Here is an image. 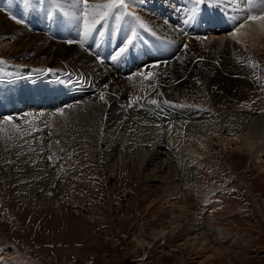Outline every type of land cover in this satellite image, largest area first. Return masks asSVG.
<instances>
[{
  "label": "rangeland",
  "instance_id": "obj_1",
  "mask_svg": "<svg viewBox=\"0 0 264 264\" xmlns=\"http://www.w3.org/2000/svg\"><path fill=\"white\" fill-rule=\"evenodd\" d=\"M126 2L130 12L139 16L150 31L139 28L121 9L98 28L96 37L89 38L87 48L78 43L80 29L64 15L79 11L73 7V0H28L27 6L25 0H0V15L13 30L11 36L1 37L0 43V61L4 62L0 63V264H264L263 148L246 154L238 149L236 135L222 130L220 135L202 137L204 148L189 141L192 148L200 149L198 156L171 152L164 146L163 134L158 135L161 152L153 154L143 141L146 138L148 144H154L158 136L150 140L121 126L104 131L92 122L91 129L81 137L92 142L89 150L75 146L74 151L69 146L73 133L62 135L56 126V121L64 119L61 109H74L101 95L74 70H44L45 75L56 76V84L65 90L62 93L71 97L68 103L39 109L17 103L8 109L4 100V94L9 93L4 91L9 88L7 84L37 81L26 87L19 84L34 88L44 76L38 73L28 77V72L40 67L32 64L30 57L8 49L21 38V30L57 46L76 45L100 65L104 45L107 48L109 42L119 48L135 30L134 45L122 62L130 67L124 80L131 88L148 82L158 96L144 103L145 97L137 94L128 103L141 117L157 118L159 123L157 115L170 117L181 110L198 112L197 118L203 117L198 121L204 125L218 121L208 105L184 103L179 98L170 101L162 92L156 71L172 64L180 67L185 60L181 54L189 55L186 64L192 65L201 79L198 83L207 104L211 105L209 100L216 93L205 86L210 76L201 65L207 58L213 68L228 57L242 71L248 70V79L256 82L259 95L264 96V40L257 49L240 33L233 38L237 25L229 21L223 26L212 23L204 6L186 23L190 15L188 0ZM13 16L24 23H16ZM68 40L74 41L73 45L66 43ZM161 51L164 57L155 56ZM134 54L140 60L131 66L128 60ZM142 61L148 63L143 70L138 68ZM147 72L154 76L148 78ZM17 91L19 88H12V94ZM16 101L11 99L12 103ZM9 116L19 125V131L5 123ZM115 139L118 145L110 155L108 146ZM259 140L264 144V136ZM259 140L257 144L262 143ZM40 177H51L52 183L42 186Z\"/></svg>",
  "mask_w": 264,
  "mask_h": 264
},
{
  "label": "bare ground",
  "instance_id": "obj_2",
  "mask_svg": "<svg viewBox=\"0 0 264 264\" xmlns=\"http://www.w3.org/2000/svg\"><path fill=\"white\" fill-rule=\"evenodd\" d=\"M203 8L208 11L209 20L212 23L215 22L220 26H223L227 21H229L230 23H233L238 27L240 23L244 22L245 17L248 15H264V0H252V3H249L248 0H235V3H233L232 0H228L227 3H225V0H214L213 3ZM226 10L230 11H228L229 14L226 12ZM239 33L241 34L243 40L248 42L249 45L259 48V44L262 42V40H264V22L249 21L246 27L241 29ZM12 34L13 30L9 26V23L0 15V43L2 42L1 37L11 36ZM94 36L95 35H93L91 39L94 38ZM18 37L25 39L20 38L18 40H15L8 47V49L13 50L14 54L22 53L26 58L30 57L29 59L31 60L32 64L40 67L39 69L33 70L32 72L27 71L28 73L26 75L28 77H34V75L38 73L39 75L44 76L42 77L41 81H39L40 84H35L34 88H22L19 87V84L21 82L22 85H25L26 87V85L30 86L31 83H36L37 81H29L28 83H26L25 81H20L16 82L15 86L7 84L9 88L6 87L4 91L6 92V90H8L9 93L8 95H6V93L4 94V100L9 106L8 109L15 108V106L18 105L17 103H21L22 106L25 107L32 106L34 108L56 107V105L60 106L61 104L68 103L71 97H65L67 96V94L62 93L65 92V90L63 86H61V84H56V76H52L50 74L45 75L46 73L44 74V70H55V68L61 69L62 71L74 70L79 74H83L88 79L90 86H92L95 90H100L101 95H103V99L100 98L101 95H98L95 99L88 101L87 103L85 102L74 109L65 110L63 112L64 119H59L58 121H56V126L60 130L59 133H62V135L65 133L67 135L69 131L73 133V138L70 140L69 146L73 147L74 151L75 146L79 147V149L80 147H82L84 148V150H89L92 142L86 141L81 137L82 134L88 131V128L91 127L90 125L92 122H97L98 124H100L102 126L101 129L104 131L108 129L112 130L114 126H121V128L125 129L132 128L134 132L136 131L137 133H142L140 134V137H146L147 135L150 140L156 138L158 135L163 134L166 138V144H168L164 145L165 148H170L172 150L171 152L176 153L179 156L189 155L190 157V155L199 154L197 150L200 149L192 148V145L190 144L192 142L189 141L193 140L195 141L194 145L196 147L204 148V143L202 144L201 138H205L207 136L209 138L211 135L216 134L220 135L222 130L227 132V134L236 135L235 140L239 141L238 149L242 150L246 154H253L256 151H261L262 148L264 149L263 142L259 140L264 136V96L259 95L261 92L259 93L255 84L256 82L253 83L248 79V70L242 71L240 67L237 66V64H235L231 59L229 60L228 57L225 58L223 62L221 61V64L219 63L218 68H213L212 66H210V61L208 58L206 62L201 65L203 71L208 73L210 76L208 81H205V86L207 87L206 89L212 90L213 93L216 92L215 95H213V99L209 100L211 105L207 104L204 100L205 97L203 95V92L201 91V85H199L200 83H198L199 76L197 75L195 68H191L192 65L187 66L188 62L186 64V59L187 61H190L189 55H182L180 53L181 56L185 58L180 67L174 66L175 64H172L169 67L166 66V68H162L161 66L160 68L158 67L159 69L155 74V78L158 79V82L162 87L161 90L165 93V97L167 100L175 101L176 98H179L184 103L203 106L208 105V107L214 110L216 115L218 116V121L216 123L212 122V124H215L216 126L201 124V122H199L198 120L202 119L203 117L197 118L198 112L191 110V112L183 110H181V112H173L172 116L170 117L162 114L164 116L161 118V115H157V117H159L162 122L159 123L157 118L150 119L149 116H146L144 118L141 117L142 114L136 113L134 109H132V105L128 103L129 98L132 96H137V94H141L142 97H145L146 102L144 103H147L151 97H157L158 94L152 91V84L145 81L142 83V85L139 84L140 86L138 88H133L135 86L131 88L128 85L129 83L127 84V81L124 80L125 78L123 75H127L130 73V67L122 65L126 54L115 60L112 59V57L118 50V47L114 46L113 43L107 42V48L105 47V45L104 49L102 48V51H105L103 52L102 57H100L99 59L101 61L100 63L102 64L100 65L99 63H94V59L92 57H86L79 48L74 47L76 45L68 47H66L65 45L57 46L53 43L44 41L40 37L30 35L25 30L24 32L23 30L19 31ZM84 45H86L87 48L89 47L88 40L84 43ZM189 47L193 48L194 45H191ZM195 53L201 54L202 52ZM261 53L263 52L261 51L257 53V55H260ZM155 56L164 57L165 55L161 51L158 54H155ZM139 60L140 56L134 54L128 60V63L131 66H134L137 65ZM177 61L178 60L176 59L175 62ZM108 64L111 66H109ZM147 64L142 61L139 64L138 68L143 70V68L145 69V66ZM177 72L178 75H176ZM39 75L35 77H38ZM53 83H55L56 85H53ZM134 84L136 85L137 83L135 82ZM12 88H19L20 92L18 93L17 91L12 94ZM144 89L146 90V92H144ZM12 98L18 99V101L12 103ZM49 110L51 111L52 109ZM144 110L147 112L150 111L148 107H145ZM151 110L153 112L155 111V109ZM257 112H260L261 114L258 116ZM167 114H169V112H167ZM227 114L231 117L229 118ZM164 128L166 130H164ZM183 128H185L184 134ZM164 132L166 133V136ZM105 134L103 135L105 136ZM259 134H261L260 137L258 136ZM68 135L70 136L71 134ZM161 137H159V140L154 144H148L146 138H144L145 141H143V138L141 139L144 142V146L147 145L148 147H151L153 154H157L161 152ZM258 140L262 143L257 144ZM131 142H133V140ZM117 145L118 142L115 139V142L111 143L110 146H108L109 148L107 152H109V154L111 155V152L116 150ZM162 154L164 153L162 152ZM39 182L42 186H48L50 183H52V178L40 177Z\"/></svg>",
  "mask_w": 264,
  "mask_h": 264
},
{
  "label": "snow or ice",
  "instance_id": "obj_3",
  "mask_svg": "<svg viewBox=\"0 0 264 264\" xmlns=\"http://www.w3.org/2000/svg\"><path fill=\"white\" fill-rule=\"evenodd\" d=\"M214 0H188V4L190 7L188 8V12L190 15L188 16V20L195 19L197 15L201 11V6L207 7L209 4L213 3ZM228 0H225L227 3ZM235 3V0H232ZM249 3H252V0H248ZM25 5H28V0H25ZM73 7L77 8L79 11L77 13H68L65 12L64 15L68 17L79 29V39L78 43L83 45L90 37H93L94 33L98 31V28L102 26L105 22L109 20V18L113 17L119 10L123 9L125 12H128L129 15L136 21V24L139 28L144 29L146 31H150L147 25L140 19L139 16H136L135 13L130 12V5L126 2V0H106V2L102 3H90L89 0H73ZM16 23H24L23 20L17 19L15 16L12 17ZM261 21L264 22V15H248L245 17L244 22L240 23L239 26L233 31V38L240 32L241 29L245 28L247 23ZM103 35V33H101ZM137 33L135 30H132L131 34L126 38L125 42L120 46L112 57V59H117L124 55L125 53L131 50V47L134 45V41ZM68 44L74 43L72 40L66 41ZM186 47V46H185ZM0 63H4L0 61ZM253 67H257V65H252ZM153 67H158V65H153ZM49 72L53 70H48ZM152 73H148V78H151ZM103 99V95L100 97ZM153 104L157 103L156 100L151 101ZM168 103V101H165ZM63 113V109H61V114ZM14 118L9 116L6 118L5 123H9L13 125V128L19 131V125L13 123ZM59 143V141H57ZM51 159V157L49 158Z\"/></svg>",
  "mask_w": 264,
  "mask_h": 264
}]
</instances>
